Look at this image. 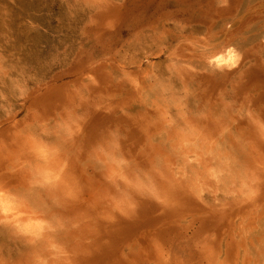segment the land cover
I'll list each match as a JSON object with an SVG mask.
<instances>
[{"label": "bare ground", "instance_id": "obj_1", "mask_svg": "<svg viewBox=\"0 0 264 264\" xmlns=\"http://www.w3.org/2000/svg\"><path fill=\"white\" fill-rule=\"evenodd\" d=\"M218 3L207 2L201 30L187 34L177 27L153 28L154 37L140 38L137 52L131 56L121 54L106 63V59H95L92 52L85 61L82 53L73 55L63 70L72 73L77 82L54 85L52 91L33 101L42 109L41 123L15 124L11 116L14 125L0 138V191L29 196L30 181L38 170L55 173L63 167L54 190L29 199L38 216L55 218L58 246L66 251L64 262L75 247H70L72 236L65 216L56 209L63 206L72 213L95 194L110 203L119 197L106 179L107 166L98 162L96 151L99 145L118 141L129 152L140 148L139 159L148 160L149 170L168 178V185L161 186L162 207L175 223L188 213H208L209 232L197 243L200 260L205 264H264V0ZM113 11L117 9L106 13ZM168 33L173 34L169 37ZM155 48L167 53L165 65H155L147 56L148 63L143 65L146 58L141 54ZM17 59L0 64V99L7 90L15 89L16 94L24 90L20 84L23 64ZM7 65L15 71L13 75L7 72ZM130 68L135 70L130 72ZM118 74L127 76L131 91L123 96L121 109L131 108L132 112L121 110L122 115H116L115 108L121 105H108L100 112L96 94L110 88L102 85L122 81ZM190 74L204 82L195 80L199 86H186L183 83ZM4 103L0 101V105ZM64 125L73 129L70 139ZM34 139L56 149L46 163L31 151ZM120 152L116 154L125 157ZM142 165L147 167L144 163L137 167ZM213 168L222 173L219 183L208 180ZM232 192L236 195H230ZM4 219L10 223H0L2 264H9L1 255L8 251L3 242L8 236L23 245L25 261L16 264L46 259L43 245L32 247L27 236L18 234L16 225L29 221L23 216L12 220L0 215ZM141 235L148 248L147 235ZM148 254L157 261L163 258L157 243H152Z\"/></svg>", "mask_w": 264, "mask_h": 264}, {"label": "rangeland", "instance_id": "obj_2", "mask_svg": "<svg viewBox=\"0 0 264 264\" xmlns=\"http://www.w3.org/2000/svg\"><path fill=\"white\" fill-rule=\"evenodd\" d=\"M208 1L0 0V64L3 60L15 62L17 58L22 61L24 74L23 83L20 84L26 92L21 97L14 93L15 89L11 93L7 90L0 99L5 101L4 105H0L1 140L6 130L14 125L11 123L13 117L15 124L22 121L27 124L41 123L42 109L33 103L40 94L49 93L55 88L54 85L62 87L77 82L72 73L66 74L63 70L73 55L82 53L81 59L85 61L87 54L92 52L95 59H106V63H110L112 59H119L121 54L131 56L136 53L140 38L154 37L153 28L165 29L166 26L172 30L177 27L187 34L192 30H201ZM219 1L216 0V4ZM109 9H117V12L114 10L110 14L106 13ZM172 34L166 35L171 37ZM172 40L175 42L174 38ZM165 53L152 49L141 54L146 58L142 63H148V57L153 64L163 66L167 61ZM6 68L9 74H14L10 65ZM133 70L135 69H129L130 72ZM157 70L155 68V72ZM190 75L183 83L186 86L191 84L197 87L195 85L199 86L204 82L203 78L195 79V74ZM118 76L122 81L118 80L116 85L112 82L102 85L110 88L97 92V98L100 99L97 109L100 112H104L102 109L106 110L108 105H121L119 109L115 108L116 115H122L125 111L132 112L131 108L121 109L123 96L131 91L128 90L127 76ZM120 136L124 137V134ZM148 145L149 142L146 147ZM139 150L140 148H136L129 152L122 146L120 153L132 161L133 168L141 163L147 165L134 169L149 170L148 160L139 159ZM251 197L256 199L254 195ZM107 199L95 194V197L86 200L83 205L75 207L76 210L72 213L65 211L63 206L56 209L59 215L65 216L68 232L72 236L70 247H75L66 255L69 259L67 262L63 261V264L206 263L200 260V244L197 243L209 232L210 219L206 217L208 213H188L175 223L162 204L155 202L150 194L134 197L136 210L130 212L125 207L127 215L115 212L114 202H107ZM205 199L208 200V197L205 196ZM133 231L135 234L130 236ZM142 233L147 235L148 248L139 238ZM3 242L8 246V251H2L1 255L9 264L25 261L21 242L9 236ZM152 243H157L162 248L163 258L159 261L154 256L147 255ZM136 246L137 248H132Z\"/></svg>", "mask_w": 264, "mask_h": 264}, {"label": "clouds", "instance_id": "obj_3", "mask_svg": "<svg viewBox=\"0 0 264 264\" xmlns=\"http://www.w3.org/2000/svg\"><path fill=\"white\" fill-rule=\"evenodd\" d=\"M186 92L187 90L185 89ZM164 94L165 90H162V95ZM24 95H26V92L21 90L20 96L23 97ZM184 99H186V95L180 97L181 101ZM182 106L186 107V105ZM169 122L174 123L171 120ZM72 124H75L74 120ZM63 127L70 139L73 135L72 127L70 125H64ZM119 150L120 143L118 141L111 142L107 145H99L96 149L98 162L107 166L108 175L106 179L115 188L116 192L119 193V197L113 198L114 211L127 215L124 212V208L126 207L128 211L134 212L137 207L134 202V197H142L145 193L150 194L155 202L163 205L165 203L164 188L161 186L168 185V178L159 172L153 173L152 170L134 169L132 167V161L123 155L116 154ZM31 151L40 161L46 163L56 149H51L47 143L34 139L31 145ZM63 170V167L55 173L38 170L36 178L30 181L29 196L35 197L42 195L48 190H54L57 187V182L61 181L60 172H63ZM221 175L222 173L217 172L216 169H209L208 180L219 183V177ZM201 195H204V193L202 192ZM230 195L235 196L236 192H232ZM29 196H20L9 191H0V215L4 217L11 216L12 220L23 216L25 220L29 221L25 224L16 225V228L18 229V234H23L28 237V243L32 247L43 245L42 255L46 259L37 258L35 264H63V257L66 251L61 252L58 246L56 239L59 233V229L56 226L57 222L54 217L50 218L43 214H39L38 216ZM25 213H31V215H25ZM0 223L8 224L10 221L4 219L0 220ZM62 227L61 225L60 228Z\"/></svg>", "mask_w": 264, "mask_h": 264}]
</instances>
